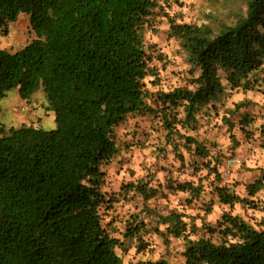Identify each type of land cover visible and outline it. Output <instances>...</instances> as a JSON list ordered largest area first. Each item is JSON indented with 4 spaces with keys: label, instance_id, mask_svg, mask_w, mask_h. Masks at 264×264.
Listing matches in <instances>:
<instances>
[{
    "label": "trees",
    "instance_id": "1",
    "mask_svg": "<svg viewBox=\"0 0 264 264\" xmlns=\"http://www.w3.org/2000/svg\"><path fill=\"white\" fill-rule=\"evenodd\" d=\"M159 5L160 0H0V30L8 33L25 14L37 37L16 53L0 49V101L16 88L29 101L43 87L57 123L51 131L23 125L8 132L0 123V264H125L116 249L135 241L138 252L149 247L148 225L138 215L125 223L124 242L110 235L101 216L110 203L103 194V167L118 151L115 130L135 114L159 113L172 153L182 167L194 166V176H214L209 195L221 205H255L263 179L247 186L250 198L240 197L222 185V160L207 140L188 132L224 94L220 72L231 90L261 88L264 0H247L245 12L216 27L170 21V36L199 74L161 94L154 110L146 102L145 80L155 50L145 29ZM154 180H140L125 192L144 201L182 192L189 205L207 197L201 179L180 182L168 172L165 184L154 187ZM212 207L204 203L207 215ZM187 219L172 210L158 217L155 228L165 240H184L185 264H264V229L232 213L215 225Z\"/></svg>",
    "mask_w": 264,
    "mask_h": 264
},
{
    "label": "rangeland",
    "instance_id": "2",
    "mask_svg": "<svg viewBox=\"0 0 264 264\" xmlns=\"http://www.w3.org/2000/svg\"><path fill=\"white\" fill-rule=\"evenodd\" d=\"M247 0H160L154 18L145 29V40L153 46L155 52L151 64V74L145 80L147 105L154 110L160 104L163 93L184 87L188 80L198 76L199 72L187 61L180 41L170 36V21L177 24H208L216 27L219 22L229 23L236 13L245 12ZM36 34L32 30L30 17L22 14L18 21L9 25L8 33L0 30V49L16 53L25 48ZM225 92L215 109H204L199 116L198 128L188 134L207 140L212 154L222 160L220 172L225 184L235 190L242 198H250L247 186L257 179L264 181V69L260 72L262 86L249 91L231 90L225 73L220 72ZM242 102H249L243 106ZM0 123L8 132L11 128H42L51 131L57 128L56 116L43 87L28 101L21 97L19 89L7 92L0 101ZM179 118H184L180 113ZM117 154L103 167L106 182L103 194L108 202L101 211L104 227L113 238L124 242L125 223L134 215L145 222L147 234L144 240L149 247L137 251V243L126 242L124 251L116 249L125 264L139 261L166 260L169 264H185L183 253L184 240L170 238L165 240L156 231V220L177 210L188 216L187 222L195 220L201 226L215 225L224 213H232L256 229H264V189L255 198L253 206L236 205L234 208L221 205L216 197L210 194V182L207 171L194 176V166L182 167V163L172 153L167 144V132L163 128L159 113H140L129 116L115 130ZM187 160L189 162V157ZM180 182L193 181L198 184L201 179L206 192L205 202L212 203V212L207 215L204 203L189 205L187 195L182 192L168 194L167 198L159 196L144 201L133 192H125L129 186L140 180L155 178L152 186L165 184L167 173ZM112 203V205H111ZM192 219V220H191ZM163 229V228H162Z\"/></svg>",
    "mask_w": 264,
    "mask_h": 264
},
{
    "label": "built area",
    "instance_id": "3",
    "mask_svg": "<svg viewBox=\"0 0 264 264\" xmlns=\"http://www.w3.org/2000/svg\"><path fill=\"white\" fill-rule=\"evenodd\" d=\"M222 179H223V177H222ZM222 185H223V186H227V185L225 184L224 179H223Z\"/></svg>",
    "mask_w": 264,
    "mask_h": 264
}]
</instances>
